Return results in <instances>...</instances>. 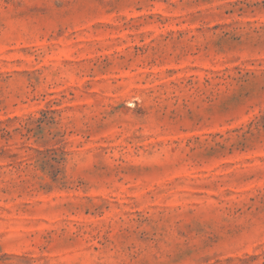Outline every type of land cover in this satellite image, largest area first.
<instances>
[{
    "label": "rangeland",
    "instance_id": "rangeland-1",
    "mask_svg": "<svg viewBox=\"0 0 264 264\" xmlns=\"http://www.w3.org/2000/svg\"><path fill=\"white\" fill-rule=\"evenodd\" d=\"M0 264H264V0H0Z\"/></svg>",
    "mask_w": 264,
    "mask_h": 264
}]
</instances>
